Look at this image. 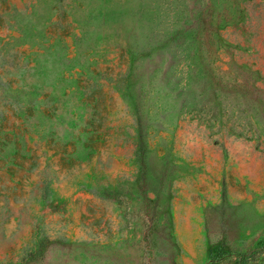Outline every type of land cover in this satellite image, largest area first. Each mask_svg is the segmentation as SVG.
<instances>
[{
  "label": "rangeland",
  "instance_id": "obj_1",
  "mask_svg": "<svg viewBox=\"0 0 264 264\" xmlns=\"http://www.w3.org/2000/svg\"><path fill=\"white\" fill-rule=\"evenodd\" d=\"M243 263L264 0H0V264Z\"/></svg>",
  "mask_w": 264,
  "mask_h": 264
},
{
  "label": "trees",
  "instance_id": "obj_2",
  "mask_svg": "<svg viewBox=\"0 0 264 264\" xmlns=\"http://www.w3.org/2000/svg\"><path fill=\"white\" fill-rule=\"evenodd\" d=\"M214 259H215L214 257H211L210 260H209V263H211Z\"/></svg>",
  "mask_w": 264,
  "mask_h": 264
}]
</instances>
